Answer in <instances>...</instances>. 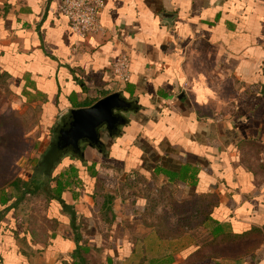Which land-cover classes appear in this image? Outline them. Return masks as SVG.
Returning <instances> with one entry per match:
<instances>
[{
  "label": "crops",
  "instance_id": "1",
  "mask_svg": "<svg viewBox=\"0 0 264 264\" xmlns=\"http://www.w3.org/2000/svg\"><path fill=\"white\" fill-rule=\"evenodd\" d=\"M104 1L105 35L75 51L55 2L0 0L17 109L54 131L112 93L132 104L104 149L46 177L64 174L62 200L29 194L2 217L0 264H264V0Z\"/></svg>",
  "mask_w": 264,
  "mask_h": 264
},
{
  "label": "rangeland",
  "instance_id": "2",
  "mask_svg": "<svg viewBox=\"0 0 264 264\" xmlns=\"http://www.w3.org/2000/svg\"><path fill=\"white\" fill-rule=\"evenodd\" d=\"M14 100L11 89L0 77V179L4 175V180L8 179L6 181H13L17 177L30 179L41 158V152L46 149L53 134V128L47 127L44 130L40 125L39 107L25 104L17 109ZM45 135L47 141L43 140ZM10 142L11 149H9ZM56 170L53 175L57 173ZM7 189V193L13 195L15 200L22 195L12 187ZM0 195H2L1 191ZM44 196L40 195V197ZM26 199V202H29L32 198L26 196Z\"/></svg>",
  "mask_w": 264,
  "mask_h": 264
},
{
  "label": "water",
  "instance_id": "3",
  "mask_svg": "<svg viewBox=\"0 0 264 264\" xmlns=\"http://www.w3.org/2000/svg\"><path fill=\"white\" fill-rule=\"evenodd\" d=\"M132 104L122 92L107 95L89 107L69 109L60 116L59 122L65 120L59 136L52 141L49 149L43 155V160L54 164L61 151L84 158V146L104 149L103 133L114 137L119 133V126L127 120V113ZM58 131V127L54 133Z\"/></svg>",
  "mask_w": 264,
  "mask_h": 264
},
{
  "label": "built area",
  "instance_id": "4",
  "mask_svg": "<svg viewBox=\"0 0 264 264\" xmlns=\"http://www.w3.org/2000/svg\"><path fill=\"white\" fill-rule=\"evenodd\" d=\"M58 11L69 19L70 26L77 36L74 50L81 47L82 42L91 36L105 35L101 23V13L105 7L104 0H52ZM112 72L122 82L132 77V60L130 55H120L111 66Z\"/></svg>",
  "mask_w": 264,
  "mask_h": 264
},
{
  "label": "trees",
  "instance_id": "5",
  "mask_svg": "<svg viewBox=\"0 0 264 264\" xmlns=\"http://www.w3.org/2000/svg\"><path fill=\"white\" fill-rule=\"evenodd\" d=\"M11 147H12V144L10 142L9 149H11ZM75 169H76L75 167H72V170H75ZM63 176L64 174H62L61 176L60 175L57 176L55 179H52L56 181L57 187L54 189H51L50 187L51 181H49L42 175H38L37 173L32 175V177L28 180H24L22 177H17L13 181L11 180L6 181L8 179L4 180L5 176L3 175L2 179H0V181L2 182V184L0 185H4V184L6 185H4L3 187H0V191L2 192V195H0V222L2 220V217H5L7 211L10 208H14L16 207V205H19V202L23 200L29 194L30 196L33 195V197L34 196L39 197L41 194H43L45 195L44 197L52 199L54 197L51 196L50 192L53 191L55 192V196H57L58 200H62L61 197H62L63 191L65 190L67 186V183L64 184L62 181ZM9 187H12L13 190L20 191L22 193L20 197L16 198L17 200L16 203L15 201L13 202V200H15L14 199L15 197L7 193V190H8L7 188Z\"/></svg>",
  "mask_w": 264,
  "mask_h": 264
},
{
  "label": "flooded vegetation",
  "instance_id": "6",
  "mask_svg": "<svg viewBox=\"0 0 264 264\" xmlns=\"http://www.w3.org/2000/svg\"><path fill=\"white\" fill-rule=\"evenodd\" d=\"M65 120H61L59 122V125H57L55 127V129L58 127V131H56L52 134V139L50 140L48 147L46 148V150L42 153L41 158L36 166V173H38V175H42L45 178L46 177H51L54 173V171L58 168V166L61 164V162H63L66 158H67V152L66 151H61L59 154V157L56 159V162L54 164L50 163L49 161H45L43 160V155L45 154V152L49 149L50 144L52 143V141H55L56 138L59 136L61 128L64 126ZM54 129V130H55Z\"/></svg>",
  "mask_w": 264,
  "mask_h": 264
}]
</instances>
